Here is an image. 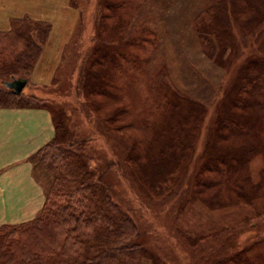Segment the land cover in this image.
I'll list each match as a JSON object with an SVG mask.
<instances>
[{"label":"rangeland","instance_id":"obj_1","mask_svg":"<svg viewBox=\"0 0 264 264\" xmlns=\"http://www.w3.org/2000/svg\"><path fill=\"white\" fill-rule=\"evenodd\" d=\"M131 2L128 6L125 0H0V34L12 33L14 42L0 50V89H4L3 82L12 78H25L27 84L21 95L39 100L38 105L43 102V106L61 115L59 124L66 123L67 136L75 140L70 147L72 153L88 160L92 172H101L100 179L108 183L113 201L135 220L137 231L141 233L137 240L145 246L148 254L154 255L157 264H174L173 252L177 247L192 249L190 245L195 239L185 236L184 228L200 232L205 237L200 242L202 249L199 248L207 254L204 264L218 256H230L232 250H225V253L220 250L219 253L217 247L220 242L231 238L236 240L233 245H238L234 251L241 250V245L246 242V247L255 246L256 249L249 254L264 256V247H258L261 243L258 241L264 238V229L247 232L241 237L236 235L241 226L254 222L264 225V168L263 158L257 155L260 152L251 155L246 162L252 181H257L260 188L256 192L251 189L249 193L248 187L242 184L233 195L224 194L222 188L213 182L220 170V163L217 164L220 160L205 158L208 151L205 146L209 141L212 144L217 142L218 132L226 135L227 143L232 144L247 135L235 132L236 124L233 126L227 120L215 119V112L223 109L216 107L214 111L210 105L219 96V83L223 82L227 68L235 59H245V64L253 58L257 62L249 61L248 65L260 73L263 71L264 25L260 29L259 23L264 19L251 27L237 24L235 34L229 28L227 32L213 36L216 44L209 38L211 45L205 47L200 46L196 33L201 30V23H212V18L201 12L208 0ZM121 13L125 18L120 21V31H125V35L134 28L140 30L141 25H147L155 35L153 41L158 55L152 58L145 73L122 67L121 63L127 61L122 55L127 52L123 51L126 49L124 45L117 43L108 49L112 52H108L99 44L101 35L108 37L112 32H118L116 16ZM196 15L197 22H201L198 27ZM15 23L27 27L28 41L32 43L28 50H31L30 54L35 53L33 57L29 56L30 60L23 67L14 57L27 53L25 45L28 42L22 43V51L18 49L21 43L12 31ZM36 27H40L41 32ZM219 39L224 45H218ZM16 49L19 52L13 56L12 50ZM113 52L118 55L114 57L115 64L121 65L118 70L111 71L114 82L96 84L89 73H104L109 61L105 53L113 55ZM159 65L162 71L160 77L155 78ZM199 83L202 86L198 87ZM172 85L196 99L201 113L203 109L204 113L194 125L196 129L192 135L187 127L185 129L183 144L189 149L179 147V156L164 163V168L171 167L170 175L149 185L141 179V167L146 161L140 157L144 153L141 144L147 135L148 141L153 137V129L147 123L154 120L152 116L157 110L161 111L155 104L156 99L174 93ZM203 87L205 92H202ZM106 91L120 93L121 100L110 99ZM224 92H221L220 100L224 98ZM0 95L4 92L0 91ZM140 112L147 116H140ZM223 124L229 126L232 133H224ZM90 125L102 135L101 138L90 130ZM155 164L163 165L162 161ZM237 172L242 174L244 167ZM132 173L136 174L135 178ZM33 175L38 183L46 186L45 170L38 166ZM136 195L144 201L145 208H140ZM206 199H210L211 211L200 204V200ZM184 208L194 211L188 210L183 216Z\"/></svg>","mask_w":264,"mask_h":264},{"label":"trees","instance_id":"obj_2","mask_svg":"<svg viewBox=\"0 0 264 264\" xmlns=\"http://www.w3.org/2000/svg\"><path fill=\"white\" fill-rule=\"evenodd\" d=\"M131 1L125 0L126 5L130 6ZM226 5L228 6L227 11ZM201 12L202 15L212 18V23L209 25L199 21L202 26H200L201 30L196 33L200 46L206 47V44L211 45V39L212 43H215L213 36L221 35V33L227 32L229 28H232V33L235 34L237 24L251 27L257 21L263 20L264 0H208L202 6ZM122 18H125L123 13L116 16L118 32H112V36L108 37L101 35L99 44L105 48V51L117 43L124 45L126 49L124 48L123 51L127 52L122 55L127 57V61L121 63L122 67L126 66L131 71L145 73L153 61L152 58L158 55L156 44L153 41L155 35L147 25H141L140 30L134 28L129 35H125V31H120ZM199 22H197L196 15L197 27ZM259 25L261 29L264 20ZM36 28L40 29L41 32L40 27ZM26 30L27 27L21 23H15L12 27L14 35L20 40L21 47L19 48V43L17 44L20 51L23 49L22 43L25 45L28 42V45H25L27 50L32 46V43L28 41L29 37ZM11 35L12 33L0 34V50L12 45ZM217 42L218 45H224L222 39L217 40ZM18 49L12 50L13 56L15 52H19ZM108 52H112V50H108ZM30 53L31 50H28L26 54L17 57L18 62L17 58L14 57L16 63L23 67L25 62L30 60L28 59L29 56L33 57L35 54ZM114 53L113 55L105 53L109 57V61L105 64L104 73L99 75L89 73L90 78L95 79L96 84L108 85L109 82H114L111 71L118 70V66L121 67L119 63L118 66L115 64L114 57H118V55H114ZM239 59L232 62L229 69L227 68L226 75L223 76V82L219 83L218 91L221 94L225 90L224 98L220 100L221 95H217L210 106L214 108V111L216 107L223 109L222 112L218 110L215 112V119L227 120L229 125L233 126L236 124L235 128L237 129L234 128V131L239 134L245 132L247 135H243L244 137L240 141L232 144L230 141L227 143L228 137L226 135L218 132L217 142L212 144L209 141L208 145L205 146L208 150L206 159L209 157L212 160H220L217 163H220V170L213 182L218 184L226 195H233L234 191L240 189L242 184L248 187L249 193L251 189L256 192L260 188L257 181H252L249 166H246L251 155L260 152L257 155L263 158L264 168V69L260 73L257 69L250 67L248 63L256 61L253 58L245 64H243L245 59L242 61ZM262 65L264 66V60ZM159 66L155 78L160 77L159 72L162 71V68L161 65ZM104 68L102 64V69ZM9 76L15 75L9 74ZM18 79L25 78L19 77ZM162 85L166 87L164 84ZM199 86L202 85L199 83ZM2 87L4 89H0V91L2 94L4 92V95H0V106L47 110L54 125V137L31 157L34 166L33 171L39 166L46 172L44 177L47 178L46 186L38 183L44 193L43 208L31 222L0 227V264H157L154 255L148 254L145 246L138 242L137 239L141 233L137 231L135 220L113 201L108 183L102 182L100 179L101 172H92L88 167V160L72 153L70 147L75 140L70 135L67 136L66 123L59 124L61 122L58 119L61 120V115L43 106V102L38 105L39 100L23 97L21 95L23 91L15 95L9 89ZM171 87L175 91L174 93H167L166 98L158 96L155 101L161 111L157 110L152 116L153 121L146 120L148 121L147 125L153 129V137H150V142L147 140V135V139L141 144L144 146V153L140 157L146 161L142 164L140 172L142 174L141 179L149 185H153L160 178H167V175H170L168 171L171 170V167L164 168V163L170 159L173 161L175 156H179L178 148L186 146L183 144L186 127L188 133L192 135L196 129L194 125L200 121L204 113V109L201 113V107L196 99L188 97L173 85ZM205 87L208 88V85ZM111 91H116V89ZM111 91H106L107 97L116 101L121 100L120 93L115 94ZM205 91L206 89L203 87L202 92ZM140 116L145 117L147 115L143 112ZM89 127L98 138H101L102 135L97 133L92 125ZM228 127L223 124V132L226 134L232 133ZM238 129L241 130L238 131ZM184 149L188 150L189 146ZM161 161L162 167L155 164ZM169 165L170 163L167 164V166ZM242 167H244V172L239 174L237 171ZM132 174L135 178L136 174ZM175 174H172L170 179ZM141 200L137 196L139 206L143 209L145 203ZM210 203V199L200 200V204L207 211H211ZM188 210L184 208L182 215L184 216ZM189 211L193 213L194 210ZM194 219L197 220L196 215ZM242 222L246 223L245 220ZM263 229L264 225L254 222L250 225L241 226L236 235L241 237L247 232L254 233ZM184 231L185 236L195 239L190 245L192 249H186L184 246L182 249L177 247L173 252V263L204 264L207 254L200 250L203 246L200 242L205 237H202V233L192 229L184 228ZM170 236L173 239V236ZM235 241L231 238L220 242L217 247L218 252L223 250L225 253V250H232L233 253L228 257L222 255L209 260V264H264V256L249 254L256 250L255 246L246 247L245 242L241 245V250L234 251L235 247H238V245H233ZM258 242H261L258 244L260 249L264 247V238ZM194 251H198V253L194 254Z\"/></svg>","mask_w":264,"mask_h":264},{"label":"crops","instance_id":"obj_3","mask_svg":"<svg viewBox=\"0 0 264 264\" xmlns=\"http://www.w3.org/2000/svg\"><path fill=\"white\" fill-rule=\"evenodd\" d=\"M53 137L47 110L0 108V227L31 222L43 208L31 157Z\"/></svg>","mask_w":264,"mask_h":264},{"label":"water","instance_id":"obj_4","mask_svg":"<svg viewBox=\"0 0 264 264\" xmlns=\"http://www.w3.org/2000/svg\"><path fill=\"white\" fill-rule=\"evenodd\" d=\"M26 83L27 82L25 79L12 78L9 81L3 82V85L5 88L9 89L13 94L18 95L24 89Z\"/></svg>","mask_w":264,"mask_h":264}]
</instances>
